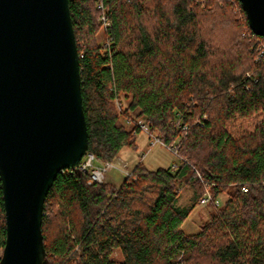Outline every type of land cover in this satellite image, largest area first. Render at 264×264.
Instances as JSON below:
<instances>
[{
	"label": "trees",
	"instance_id": "1",
	"mask_svg": "<svg viewBox=\"0 0 264 264\" xmlns=\"http://www.w3.org/2000/svg\"><path fill=\"white\" fill-rule=\"evenodd\" d=\"M68 5L88 154L135 150L140 122L179 163H137L117 188L60 172L43 204L47 264H264V39L238 0ZM182 188L195 204L227 195L194 235L181 229L193 208L179 205Z\"/></svg>",
	"mask_w": 264,
	"mask_h": 264
},
{
	"label": "water",
	"instance_id": "2",
	"mask_svg": "<svg viewBox=\"0 0 264 264\" xmlns=\"http://www.w3.org/2000/svg\"><path fill=\"white\" fill-rule=\"evenodd\" d=\"M264 39V0H238ZM68 0H0V264H47L43 204L57 175L88 154Z\"/></svg>",
	"mask_w": 264,
	"mask_h": 264
},
{
	"label": "rangeland",
	"instance_id": "3",
	"mask_svg": "<svg viewBox=\"0 0 264 264\" xmlns=\"http://www.w3.org/2000/svg\"><path fill=\"white\" fill-rule=\"evenodd\" d=\"M102 34H98V42H102ZM116 108L122 109V105L115 104ZM205 119V117L203 118ZM206 120V119H205ZM146 126V125H145ZM154 135H147L145 132H140L136 135L135 143L136 149L122 148L118 155L112 160L116 169H110L105 173V184H110L114 187H119L126 178L121 168L120 163L125 165V170L132 173V169L137 163H142L146 169L154 171L158 168H171L174 164H178L177 157L174 156L167 148L159 143L153 142ZM111 161V162H112ZM120 161V162H119ZM120 169V170H119ZM218 206L216 205H201L195 204L191 199V192L185 188L180 191L179 205L181 207L189 208L193 206L189 216L184 221L181 229L186 235H194L199 232L201 227L207 224L211 217L216 213L224 201L227 199L226 194H222L217 198ZM114 257L118 256L117 252L113 253ZM176 261L183 263V255H179Z\"/></svg>",
	"mask_w": 264,
	"mask_h": 264
},
{
	"label": "built area",
	"instance_id": "4",
	"mask_svg": "<svg viewBox=\"0 0 264 264\" xmlns=\"http://www.w3.org/2000/svg\"><path fill=\"white\" fill-rule=\"evenodd\" d=\"M101 21L104 25V27H106L108 25V23L105 21L104 18H101ZM262 54L264 53V49L261 52ZM261 54V55H262ZM137 126L139 128V130L141 132H145L147 135H150L147 127L145 125H143L142 123L138 122ZM153 142L154 143H159L162 146H164L165 148H167V150H169L174 156H176V150L174 147L172 146H165L163 145L156 137H153ZM120 162V161H119ZM118 165H121V168L123 170L124 175L126 176V178L131 177L132 173H128L125 170V165L123 163H120ZM78 169L80 172L85 173L88 175L89 180H88V184L91 183H103L104 179H105V173L110 170V169H116L115 164L113 163V161L111 162H99L98 160H96L94 158L93 155L91 154H87L79 163ZM120 170V169H119ZM66 171V170H65ZM63 172V171H62ZM201 181V180H200ZM201 183H203V181H201ZM244 192L246 191V189L243 190ZM199 204L201 205H216L218 206V201L217 199H213L211 197V195L209 194V192H206L205 195L202 197V199L200 200ZM2 255V249H0V258Z\"/></svg>",
	"mask_w": 264,
	"mask_h": 264
}]
</instances>
